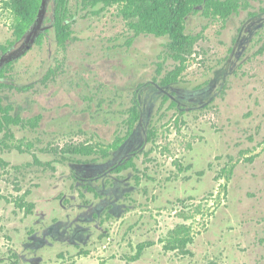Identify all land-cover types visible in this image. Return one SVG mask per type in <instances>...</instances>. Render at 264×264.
I'll use <instances>...</instances> for the list:
<instances>
[{"label":"rangeland","instance_id":"obj_1","mask_svg":"<svg viewBox=\"0 0 264 264\" xmlns=\"http://www.w3.org/2000/svg\"><path fill=\"white\" fill-rule=\"evenodd\" d=\"M244 1L245 7L225 21L207 18L201 12L188 21L187 32L202 37L187 58L182 81L188 84L213 81L216 95L212 103L206 100L208 105L192 113L187 120L181 116L176 125L174 120L168 124L169 118L165 116L159 122L158 146L153 156L163 176L142 178L143 183L157 184L156 201H149L150 188L146 185L141 194L126 202L128 207L134 205L142 212L138 209L124 214L117 209L110 214L111 218H103L110 238L100 239L95 230L86 246L91 251L89 256L78 255L80 248L69 244L62 250V259L57 253L43 255L44 264H131L138 245L145 242H153L154 246L146 249L140 264H264V0ZM79 3L80 0H70L71 13L78 10ZM53 9L50 1L44 17L46 25H51ZM118 12L117 6L103 11L100 21L91 22L95 26L93 30L84 22L75 26L65 48L59 47L55 30L51 29L41 45L34 46L4 72L5 80L0 86L4 104L26 107L27 97L41 94L39 98L43 101L50 92L55 93V88L71 76L68 62L79 61L81 55L88 54L92 49L90 43L105 35L126 31L125 21ZM12 18L0 1V46H10L15 40ZM165 58L162 56L160 60L166 61V70L178 64ZM51 71L55 73L52 75ZM52 76L59 81H48ZM43 83L48 84L43 86ZM163 122L167 124L161 126ZM15 134L17 139L11 141L13 146L20 145L18 141L25 138V143L32 142L38 149L42 147L44 156L87 140L84 134L76 132L52 136L46 124L39 133L16 130ZM36 138L41 140L36 141ZM48 142L50 145L46 147ZM205 142L214 144L218 150L209 159V169L207 164L197 169L202 174L208 172V176H204L208 189L196 190L195 196H188L181 186L188 184L192 176H176L179 172L175 164L180 163L183 168L189 164L194 167L189 172L194 171L193 161L197 156L190 154ZM13 148L0 150V255L13 250L23 252L26 258L27 252L22 250L18 239L27 242L32 227L38 231L52 220L41 222L42 218L35 212L26 216L17 201L37 199L38 193L50 189L60 176H52L50 169L28 164L32 163L30 159L29 162L19 160L16 152L9 154ZM223 168L232 169L231 175L227 176V171L221 173ZM166 180L181 191L170 194ZM60 183L65 188L70 187L72 194L80 190L70 185V179ZM45 197L43 193L41 198ZM80 199V203L88 202L86 196ZM68 203L70 206L77 202ZM76 215L71 213V219L55 217L72 221ZM26 225L28 229L24 228ZM181 225L190 229L193 238L185 250L189 252L187 255L165 249L170 233Z\"/></svg>","mask_w":264,"mask_h":264},{"label":"flooded vegetation","instance_id":"obj_2","mask_svg":"<svg viewBox=\"0 0 264 264\" xmlns=\"http://www.w3.org/2000/svg\"><path fill=\"white\" fill-rule=\"evenodd\" d=\"M109 8L112 7H92L80 0L75 13H71L69 8L65 23L73 32L75 26L81 22L93 30L95 26L91 25V22L100 21L103 11ZM194 15L195 13H192L186 19L187 34L188 21ZM120 17L125 21L126 31L105 35L96 42L91 41L92 49L88 54L82 53V60L68 62L71 76L66 77L65 81L55 88V93L50 92L43 101L40 99L41 94L27 97L26 107L22 105L18 108L14 104H6L11 108L10 114L14 121L0 132V150H11L14 147L9 154L14 151L19 155V160L30 159L32 163L28 164L50 169L52 176H60L58 182L50 189H42L37 199L29 201L35 204L34 212L38 214L39 219L42 218L41 222L49 218L56 220L53 227L63 242H73L71 240L75 238L86 242L91 228L70 226L71 222H82V217L83 220L91 221L95 214L97 218L94 220H98L101 225L103 218L107 219V215L117 209L124 214L140 210L134 205L128 207L126 202L127 199L141 194L146 185L150 188L149 201H156L154 188L157 184L154 181L152 184L143 183L142 178L163 176L159 173L160 166H156L158 162L153 156L158 146L159 122H162L165 116L169 118L168 124L174 120L176 125L181 116L187 120L192 113L208 105L206 100L212 103L216 95L213 92V81L202 84L183 83L182 75L185 72L177 79L169 77V73L176 66L166 70V61L160 59L165 56L177 63L171 56V39L168 36L137 33L130 27L129 21L121 15ZM38 25L41 29L32 36V48L39 45L41 36L46 37L51 29L55 30L54 9L51 25H46L44 18L35 24ZM28 33L20 40L15 38L14 42H11L13 44L7 46L5 51L0 46V63L1 56L12 54L13 57V60L0 69V86L5 80L4 75H1L4 69H8L16 60L32 50L31 48L28 52L15 56L25 44ZM19 44L21 45L17 48ZM56 69L57 66L54 70ZM47 80L58 82L59 78L52 76ZM46 84L43 83V86ZM20 110H23V113ZM167 123L163 122L161 126ZM45 124L52 136L62 132H76L84 134L87 140L82 144L73 143L69 149L64 147L60 151L53 150L52 153H46L47 156H44L42 147L38 149L32 142L25 143V138L18 141L20 145H12L11 141L17 139L16 130L39 133ZM39 140L41 139L36 138V141ZM49 145L50 142L46 147ZM84 148L87 149L84 154L75 152L76 149ZM217 151L210 142L195 147L194 153L190 154L191 157L197 156L193 161L195 170L192 172L189 171L194 167L189 164L185 168L180 163L175 164L179 172L176 176H192L188 179V184L185 182L181 186L183 191L187 190L184 194L195 196L196 190L204 191L207 188L204 176H208V172L202 174L197 172V169H203L205 164L209 169V159L212 154L216 155ZM226 171L227 176H230L232 169L223 168L221 173ZM63 179H70V185L74 184L76 191L80 189L78 193L72 194L70 187L65 188L60 183ZM227 180H230V177H227ZM168 182L171 181L166 180L164 183L166 187H170V194L181 191L176 188L177 185L171 186ZM194 186L197 188L194 189ZM43 193L45 198H41ZM81 196H86L88 202L80 203ZM69 201L77 203L69 206ZM149 209L150 207H147V211ZM73 212L78 215L68 223L61 217H55L61 215L71 219Z\"/></svg>","mask_w":264,"mask_h":264},{"label":"trees","instance_id":"obj_3","mask_svg":"<svg viewBox=\"0 0 264 264\" xmlns=\"http://www.w3.org/2000/svg\"><path fill=\"white\" fill-rule=\"evenodd\" d=\"M4 7L12 14L13 35L17 40L22 39L33 26L37 19L42 20L46 13L44 0H0ZM70 0H53L54 17H55V34L59 47L65 48L67 42L72 38L73 31L71 27L65 23L69 14ZM244 0H83L85 5L103 8L117 6L120 15L129 21L131 28L137 33H145L155 36H168L171 39L170 50L171 56L178 63L175 69L169 73V77L178 78L187 70V58L193 54L194 47L202 37L201 34L191 35L186 33V19L192 13L202 12L207 18L227 20L237 14L242 7H245ZM44 36L40 37L39 45H41ZM13 43H10L12 45ZM2 50H6L7 46H1ZM4 71L1 75H4ZM55 72L51 71L50 74ZM10 107L4 105L3 98L0 95V132L7 128L8 124L14 121V117L10 114ZM77 154H84L87 149H76ZM20 209L25 210L26 216L34 215L35 204L26 202L24 198L17 201ZM78 215V214H77ZM48 218V217H47ZM75 218V217H74ZM91 221L83 220L80 223L71 222L70 226L76 228L78 226L91 228L90 234L87 236L86 242L78 238L63 242L59 239L55 226L56 220L45 222L38 231L32 227L28 232L29 238L27 242L20 241L23 251L27 252L26 258L23 252H14L0 255V264H44L43 255L57 253L62 259L64 252L62 250L69 244H74L75 249L80 248L78 255L89 256L90 249L86 246L93 239L94 231H98V237L102 240L109 239V229L104 227L103 222L94 220L97 218L94 214ZM111 218L110 214L107 219ZM34 219H37L35 216ZM46 221V220H45ZM65 222H69L66 220ZM87 225H83V223ZM100 227V228H99ZM24 228H29L25 226ZM17 231V230H16ZM81 234V231H77ZM101 232V233H100ZM190 229L181 225L170 233L168 244L165 246L167 251H182L185 255L189 254L187 246L193 242ZM96 235V234H95ZM12 239V237H10ZM63 244V245H62ZM154 246L153 242H145L139 244L134 256L131 257V264H140L146 255V249ZM72 255V252L69 251ZM146 264V263H142Z\"/></svg>","mask_w":264,"mask_h":264},{"label":"water","instance_id":"obj_4","mask_svg":"<svg viewBox=\"0 0 264 264\" xmlns=\"http://www.w3.org/2000/svg\"><path fill=\"white\" fill-rule=\"evenodd\" d=\"M50 0H44V6L47 7L48 3ZM40 21V18L37 19L36 23H38ZM39 29H41V26H35L33 27L29 33L26 35V41L25 44L23 45V47L18 51V53L15 54V56H20L21 54H24L26 52H28L29 50H31L32 45L30 43H32L34 40L32 39V36L34 35V33H38ZM12 54H7L4 56H1V63H0V69L2 67H4V65H6L8 62H10L11 60H13V57L11 56ZM9 56V57H8ZM8 58H10L8 60Z\"/></svg>","mask_w":264,"mask_h":264}]
</instances>
